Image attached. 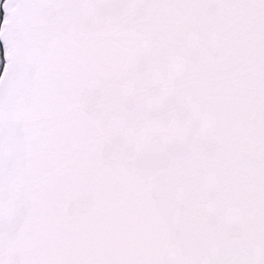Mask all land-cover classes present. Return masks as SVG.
<instances>
[{
  "label": "snow or ice",
  "instance_id": "obj_1",
  "mask_svg": "<svg viewBox=\"0 0 264 264\" xmlns=\"http://www.w3.org/2000/svg\"><path fill=\"white\" fill-rule=\"evenodd\" d=\"M0 264H264V0H4Z\"/></svg>",
  "mask_w": 264,
  "mask_h": 264
},
{
  "label": "trees",
  "instance_id": "obj_2",
  "mask_svg": "<svg viewBox=\"0 0 264 264\" xmlns=\"http://www.w3.org/2000/svg\"><path fill=\"white\" fill-rule=\"evenodd\" d=\"M0 18H2V9H1V12H0ZM1 20H0V23H1ZM3 64H4L3 49H2V46L0 44V72L2 70Z\"/></svg>",
  "mask_w": 264,
  "mask_h": 264
},
{
  "label": "water",
  "instance_id": "obj_3",
  "mask_svg": "<svg viewBox=\"0 0 264 264\" xmlns=\"http://www.w3.org/2000/svg\"><path fill=\"white\" fill-rule=\"evenodd\" d=\"M3 3H4V0L2 1V4H1V9H2V20H1V23H0V24L3 23V15H4V13H3ZM0 44H1L2 49H3V58H4V45H3V41H0ZM5 63H6V61H5V59H4V64H5ZM4 64H3L2 70H1V72H0V75L3 74Z\"/></svg>",
  "mask_w": 264,
  "mask_h": 264
},
{
  "label": "rangeland",
  "instance_id": "obj_4",
  "mask_svg": "<svg viewBox=\"0 0 264 264\" xmlns=\"http://www.w3.org/2000/svg\"><path fill=\"white\" fill-rule=\"evenodd\" d=\"M2 1L3 0H0V12H1V4H2ZM2 18H0V20H1Z\"/></svg>",
  "mask_w": 264,
  "mask_h": 264
}]
</instances>
